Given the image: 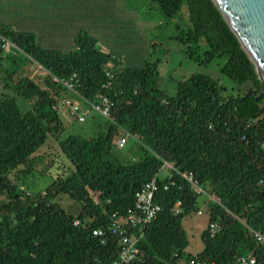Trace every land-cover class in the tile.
Returning <instances> with one entry per match:
<instances>
[{
  "label": "trees",
  "instance_id": "obj_1",
  "mask_svg": "<svg viewBox=\"0 0 264 264\" xmlns=\"http://www.w3.org/2000/svg\"><path fill=\"white\" fill-rule=\"evenodd\" d=\"M150 1L167 19L185 8L189 28L177 39L198 65L224 60L221 73L235 86L229 96L201 74L179 81L170 96L158 87L156 62L122 66L87 33L75 38L73 51L61 53L42 49L31 33L0 26V36L15 52L48 73L45 88L19 77L4 67L7 54L0 46V196L6 197L0 203V264H111L116 241L101 244L92 231L112 213L125 214L135 193L153 177L161 212L143 228L139 254L130 264H233L249 255L264 264V245L251 232H264V94L257 99L255 69L210 0ZM73 73L81 97L91 100L103 93L114 103L112 123L104 120L105 128L88 138L63 137L61 114L51 109L65 92L49 75ZM124 134L136 140V158L116 150L114 140ZM164 163L191 174L219 200L204 204L208 225L217 223L218 231L210 236L207 225L195 256L186 253L182 221L197 214L200 195L180 175L160 178ZM35 177L52 181L37 189ZM171 180L175 184L165 190ZM59 195L77 203L79 212L69 215L54 201ZM177 201L182 210L174 215Z\"/></svg>",
  "mask_w": 264,
  "mask_h": 264
},
{
  "label": "rangeland",
  "instance_id": "obj_2",
  "mask_svg": "<svg viewBox=\"0 0 264 264\" xmlns=\"http://www.w3.org/2000/svg\"><path fill=\"white\" fill-rule=\"evenodd\" d=\"M125 9L136 12V25L137 20L141 21V46L135 52L131 50H125L119 46L117 42V51L111 52L112 54L119 55L116 58L119 60V64L122 66L139 67L143 61H150L157 63L158 72V87L165 91L168 95L172 96L175 93L176 85L179 81L188 79L192 74L207 75L218 82L223 90V96H229L232 93V88L235 86L233 83L223 76L221 73V67L224 64L223 59H214L207 65H198L186 56V45H183L177 38L182 37L185 31L189 28L188 17L185 8L181 10L172 18L167 19L159 11L156 4L150 0H126ZM126 20L125 26L128 28L129 20ZM123 20L120 21L122 26ZM112 44L116 43V39H113ZM122 49L124 52H120L118 49ZM200 53L205 50V45L200 44ZM105 51V50H104ZM110 53V52H109ZM6 60L3 61L4 67L9 71H15L19 77H26L33 80L36 84L45 88L44 80L46 79V71L40 69L38 65L32 63L30 60L25 59L19 52L8 51L3 53ZM239 89V88H238ZM2 85L0 84V91H2ZM244 89H240L243 92ZM6 95L14 96L12 91H3ZM73 99V97L69 96ZM76 100V98H74ZM77 101V100H76ZM23 110L28 109V104L20 101ZM83 107L85 113V122L79 123L75 119H72L69 115H61L63 124L66 127V131L63 137L68 135H80L82 137H91L96 135L98 130L105 128L104 119L98 114ZM119 138L114 140V144ZM136 140L130 138L127 140L125 146L122 149H117L120 153H123L127 159L136 158L138 155L137 145L134 143ZM160 178L167 176V170H161L158 174ZM50 178H38L35 177V184L37 189H44L51 183ZM207 193V192H206ZM208 194V193H207ZM93 198L96 197L93 195ZM6 197L0 196V203L5 202ZM59 204L69 215H76L79 212L80 206L72 201L66 195H59L54 200ZM211 202L206 195H200L199 205L202 215L191 214L185 217L182 221L183 228L187 234L189 240V246L186 249V253L195 256L201 252L203 245L201 241V235L208 225V217L204 213V204Z\"/></svg>",
  "mask_w": 264,
  "mask_h": 264
},
{
  "label": "crops",
  "instance_id": "obj_3",
  "mask_svg": "<svg viewBox=\"0 0 264 264\" xmlns=\"http://www.w3.org/2000/svg\"><path fill=\"white\" fill-rule=\"evenodd\" d=\"M125 1L0 0V26L31 33L39 47L61 53L73 51L75 38L87 33L101 52L115 56L111 52H119L117 42L133 52L141 46L142 23L138 19L136 25V12L127 11ZM124 19L129 20L128 28Z\"/></svg>",
  "mask_w": 264,
  "mask_h": 264
},
{
  "label": "built area",
  "instance_id": "obj_4",
  "mask_svg": "<svg viewBox=\"0 0 264 264\" xmlns=\"http://www.w3.org/2000/svg\"><path fill=\"white\" fill-rule=\"evenodd\" d=\"M0 46L2 50H4V53L16 49L12 43L2 36H0ZM111 60L119 63V60L114 56L111 57ZM38 67L42 69L40 66ZM105 75L109 79L112 78V74L107 70L105 71ZM49 77L53 83L60 86L65 92L63 96L55 99L56 103L51 105V109L53 111L58 112L61 115H69L72 119H75L79 123H84L86 116L83 112L84 109L82 106H85L87 109L98 114L104 120L112 123V110L114 108V103L105 94L97 93L91 100L81 97L78 92L80 80L78 75L75 73L67 78H56L51 75H49ZM102 88L106 89L107 85H104ZM69 96L76 98L78 102H75ZM130 138L133 137L128 134L120 136L118 141L115 143L116 148L122 149L127 140ZM260 145L264 151V138ZM162 170H167V179L170 180L174 175H180L181 178L191 184L196 194L206 195L212 202L219 204V200L200 187L199 184L192 178L191 174H180L168 163H164ZM170 184L173 185L175 182L171 180L164 186V189H168ZM158 189L159 185L157 183V177H153L150 181L144 183L135 193L133 206L129 208L125 214H119L116 212L112 213L106 224L93 229L92 235L99 239L101 244H105L108 239H114L116 241L118 251L115 260L111 264H130L137 258L139 254L138 243L143 235V228L155 220L159 212H161V206L155 203V197ZM181 210V202L177 201L173 208V214L178 215ZM197 215H202V212L199 210ZM74 224L77 225L78 221H75ZM207 230L210 236H214V234L218 231L217 223L211 222L208 225ZM251 232L256 242L264 245V232ZM189 264L203 263L190 261ZM233 264H256V260L254 256L249 255L247 257L237 258Z\"/></svg>",
  "mask_w": 264,
  "mask_h": 264
},
{
  "label": "water",
  "instance_id": "obj_5",
  "mask_svg": "<svg viewBox=\"0 0 264 264\" xmlns=\"http://www.w3.org/2000/svg\"><path fill=\"white\" fill-rule=\"evenodd\" d=\"M251 61L264 94V0H210ZM254 96L255 92L250 91Z\"/></svg>",
  "mask_w": 264,
  "mask_h": 264
}]
</instances>
